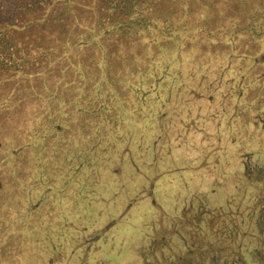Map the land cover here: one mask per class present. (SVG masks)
<instances>
[{
	"label": "trees",
	"instance_id": "obj_1",
	"mask_svg": "<svg viewBox=\"0 0 264 264\" xmlns=\"http://www.w3.org/2000/svg\"><path fill=\"white\" fill-rule=\"evenodd\" d=\"M223 1L226 0H0V206L4 201L5 204L16 201L17 195L24 205L34 202L40 205L38 211L37 206L32 211L38 216L32 218L31 227H36L38 240L45 243V256L35 262L42 264L47 255L56 264H117L114 250L120 245L117 251L126 264V256L119 252H126L124 238L114 234L126 218L127 230L136 233V237L147 236L153 247H157L160 238L168 243L173 240L171 249L177 252L183 244L179 240L184 236L182 228L187 230L185 235L190 240H198L193 236L205 234L204 225L211 228L214 222L227 220L231 224L238 220L236 216L241 211L247 215L246 224L252 227L254 223L260 236L251 253L257 261L253 264H264V206L261 210L258 207L264 205V190L256 197L257 178H264V158L259 166L251 156L242 167L231 163L245 145L252 154L263 151L261 138H257L264 108L256 103V107L244 105L243 114L235 109L245 95L240 81H236L238 77H231V72L245 62L254 64L264 58V0H250L252 4H246L250 10L244 19L240 12L232 13L224 20L225 26L205 32L206 25L219 24L216 20L212 24L208 18L216 14V3ZM200 14L205 21L202 27L196 26ZM198 33L212 43L219 37L239 38L237 35L244 34L243 41L252 45V49L249 48L248 54L242 55V51L236 55L230 51L234 44L218 49L213 46L204 52L189 49L188 53L173 47L184 39L191 41L192 37L200 41ZM154 38L156 54L161 53L164 60L174 61L188 54L190 58L184 60L185 65L189 64L186 75L193 74V67H199L204 73L213 74V80L205 79L206 75L195 80L188 76L180 88L176 86L155 95L148 88V80L138 82L132 72L135 61L150 57ZM163 45L168 47L166 52L172 53V58L163 53ZM151 62L145 69L154 71L156 66ZM162 67L175 68L170 64ZM244 72L242 80L249 71ZM225 82L231 84V91L223 88ZM138 87L141 91L136 90ZM189 90L191 94L186 96ZM142 99L144 103L140 105ZM141 111L152 121L153 130L149 132V141L137 144L143 145L144 152L140 150L136 156L132 143L126 145L125 137H142L132 125L133 120L141 117ZM80 115L82 119H78ZM214 117L228 119L229 133H222L215 124L209 128L203 124ZM244 124L248 126L247 137L239 127ZM95 130L100 135L84 139L85 133ZM67 135L73 143L69 147L65 144L68 140H64ZM32 142L37 146H32ZM99 146L105 152L96 155ZM76 148L82 158L78 165ZM67 150L68 155L75 156L69 169L74 177L65 180L74 185L69 188L72 204H67L62 196L49 202L38 187L27 182L26 169L34 165L39 170L48 159H58ZM167 161L169 165L165 164ZM194 161L201 162V167L206 164L205 185L195 194H188L210 200L216 193L219 202L210 206L211 211L199 206V202L180 204L182 198L167 204L165 187L157 184L166 175L189 169L192 172ZM253 166L256 180L250 177ZM65 168L66 163L61 166L62 170ZM234 174L241 182L237 185L244 190L233 196L232 202H239L228 205L227 211L221 197L226 192L223 194L215 186L227 182ZM33 191L37 193L34 199ZM243 201L245 205L249 203L246 209ZM84 205L83 215L78 208ZM150 206L151 221L147 215ZM221 211L227 216L224 220L214 215L204 217L206 212L218 215ZM66 214L68 217L62 219L61 215ZM156 228L159 233L154 236ZM229 228L234 231L231 225ZM3 231L0 220V233ZM69 232L70 242L65 241L61 250L52 251L48 239L51 233L66 240ZM185 239L182 248L190 242L187 236ZM144 243L140 251L138 248L133 251L135 257L141 259L140 254L151 244ZM9 249L8 239L1 236L0 253H6L15 262L18 253ZM67 254L71 257L67 258ZM238 254L233 255L234 264L242 263L237 262L242 260ZM142 260L149 264L156 261V256Z\"/></svg>",
	"mask_w": 264,
	"mask_h": 264
},
{
	"label": "rangeland",
	"instance_id": "obj_2",
	"mask_svg": "<svg viewBox=\"0 0 264 264\" xmlns=\"http://www.w3.org/2000/svg\"><path fill=\"white\" fill-rule=\"evenodd\" d=\"M201 1V0H199ZM250 0H226L223 1L221 3L217 2L216 6L214 7L215 10H217L216 14L214 13L212 16H209V20L210 22H212V24H214V20H216L219 24L215 23L213 26L211 25L210 27L208 25H206V29H209L208 31L213 32L212 30H214V27L217 26H225L224 24L226 23L224 20L229 19L230 14L232 13H236L238 14L240 12V14H242V18L244 19L245 14L249 12L250 8L249 6L246 4H252L250 3ZM199 16V15H198ZM241 16V15H240ZM200 19L197 20V25L198 27H202L203 24H205L204 21V16L203 14H200L199 16ZM243 21V20H242ZM204 28V27H203ZM225 28V27H224ZM226 31V30H224ZM213 34V33H212ZM239 38H233L232 35H228L225 36V38L223 37H219L217 38V42L216 43H212V41H209L210 39H206L204 38L205 36L198 33V37L200 41L195 40V37H192L188 42V40L184 39L182 42H179L177 44V46H173L175 47L176 51L178 50H184L185 53H188L189 49H195V52H197L199 49L200 51L204 52V50H209L212 49L213 46H216V48H226L232 44L233 48L232 50H230L231 52H233L236 55H239L238 53L242 52V55H245L244 52H246L248 54V50L249 48H251L252 45H250L249 43H246V41H243V37L245 36L244 34L241 35H237ZM208 37H210V34H208ZM152 41V40H151ZM154 42V46L151 48L150 50V57L147 59H142L140 61H135L134 62V66L132 68V72H133V76L134 80L140 82L143 81L145 79V81L149 82V90L152 91L153 93H155V95H161L163 93H167L168 91H170V89L174 88V87H181L182 83L185 84L186 82V78L191 77L194 80L197 79H203V77L205 76L206 78H210L211 80H213L214 75L213 74H208V71H206L207 73H204V71L199 68V67H193V69L195 70L193 72V74L190 75H186L187 72L186 67H189V64L185 65L184 60L189 59L190 55L186 54V55H182L179 57H176V59L173 61H169L170 59L164 60V56L160 53H157V49H155V47L157 48V43H156V39L154 38L153 41ZM242 42V43H241ZM218 43H221V47H219ZM156 44V45H155ZM196 44V45H195ZM218 44V45H217ZM239 46H236V45ZM195 46V47H194ZM162 48H164L163 53H168V51L166 52L167 48L165 45L162 46ZM166 48V49H165ZM174 49V48H173ZM252 49V48H251ZM250 49V50H251ZM192 53V52H190ZM259 51L256 53L258 54ZM200 55V54H199ZM172 53H168L167 57L168 58H172ZM254 56V55H253ZM252 56V57H253ZM201 57V56H200ZM250 57V58H252ZM152 60V65L156 66V69L153 70H146L145 68H147L150 64V60ZM183 59V60H182ZM163 60V61H162ZM205 60V59H202ZM166 64H170L172 67L175 68H171L169 70H167L168 68L164 69L162 67V65H166ZM244 65L241 66H237V70L231 72L232 76L231 77H238L236 78V81H240L241 83V88H242V92L244 93V98H241V103L240 106L238 105L237 107H235V109L237 108V110H242L243 106L245 105V107H256V103L258 104V107L262 106V109L264 108V58L262 57V61H256L254 64L252 62H245L243 63ZM147 65V66H146ZM167 70V71H166ZM216 70V69H214ZM244 70H247V75L245 76L244 80H242V76L244 75ZM182 74L183 76H179V74ZM235 73V74H233ZM230 77V76H229ZM230 77V78H231ZM147 78V79H146ZM214 82V81H213ZM212 83V81H211ZM231 84L226 83L225 82V86L223 88H228L231 91ZM136 90L141 91L140 87L136 88ZM229 91V92H230ZM191 94V91H187L186 96H189ZM254 96V97H251ZM251 102V106L249 105V103ZM144 100L142 99L140 101V105H143ZM174 105V104H172ZM140 108V107H139ZM220 109V108H219ZM204 110H202L201 112H203ZM222 112V111H221ZM119 113V112H118ZM241 113L243 114V112L241 111ZM263 112H260V114ZM78 119H82V115L79 116ZM228 121L227 118H218L214 117L213 119H209L208 121H204L203 124H205L206 127H210L211 125L215 124V126H218L220 131L222 133H229L227 131V125L228 123H226ZM202 122V121H201ZM260 129H258L259 135L257 139H260L261 142L259 141V144L262 146L261 148L263 149V151L261 153L257 152L252 154L253 152H249V148L248 146H244L240 149L239 152H237V154L234 155V157L231 159V163L238 166V167H242V165L247 163L248 158H253L255 165L259 166L262 162L260 161L261 158H264V121H260ZM78 124V123H76ZM138 124V125H137ZM152 121L149 120L148 116H143V111H141V117H138L135 120H133V126L135 127V129L137 130V133L139 132L142 137L136 138V137H125L127 138L126 141V145L132 143V150L133 153L137 156L140 153V150L142 152H144L143 149V145L138 146L137 144H141L142 142H147L150 140L149 137V132L150 130H153L152 128ZM246 124V123H245ZM243 126H239L240 130H242V133L245 134V136L247 137L248 135V126L246 127V125ZM144 130V132H143ZM118 130L116 129V132ZM134 132H132L133 134ZM131 134V135H132ZM96 135H100L99 134V130H95L93 132H87L84 134V139L86 138H91L94 137ZM117 138V136H116ZM255 139L254 142H258V140ZM64 140H68L65 144L67 145V147L73 145L70 136H66L64 137ZM193 141V140H192ZM192 141L189 142L188 144H192ZM249 144V143H248ZM32 146H37L35 143L32 142ZM111 144H108V147H110ZM116 147H114V152H116L117 150V145L115 144ZM253 146H256V144H254ZM102 147V146H101ZM112 148V147H111ZM105 152V148L102 147V149L99 148L97 149V154L96 155H100L103 154V151ZM123 153V150H121ZM197 150H195L194 152H196ZM79 152L78 149L76 148V153ZM31 153V152H30ZM68 150L67 152L64 153V155L60 154V158L56 159L51 157L50 159L47 160L46 165H42V167L37 170L38 168H35L34 165H29V167L26 169L27 172V182L32 183L31 186H33L34 188L38 187L39 192L42 193V195L46 198V200H48L49 202L54 200L55 198H59V196H62V198L64 199V201L67 204H72L71 200H70V192H69V188H74V185H68L66 183V179L71 180L72 177H74L72 175V173L70 172V167L71 165L74 164V157L73 155H68ZM87 152L83 155H86ZM95 153L92 154V156H94ZM133 155V154H132ZM9 157H11L10 155H8ZM76 163L77 165L79 164L80 160L82 159L80 157V154L77 153L76 155ZM62 157V158H61ZM169 162V161H167ZM35 163V162H34ZM33 163V164H34ZM64 163H66V168L65 169H61V166ZM166 165H169V163H165ZM173 164V162H172ZM176 164V163H175ZM195 165L194 170L192 172H194L193 174L191 172V169L186 170L184 172H178V174H170V175H166L163 178H161L160 180H158L157 184H162L165 187L166 190V194H167V201L166 203L169 204L171 203L173 200H175V198H182L181 203L183 205H189L191 202L197 204L199 202V206L202 205L204 208L208 207L209 210L211 211L210 206L214 205L216 203L219 202V200L215 197L216 193L213 194L212 196H210V200L207 197L204 198H200V197H191L188 192H192L194 193L195 191H197V189L201 190L204 188V183L205 180L204 178H206V164L205 166L201 167V162L198 164V161H194V163H191V165ZM198 164V165H197ZM201 164V165H200ZM185 165V162H184ZM197 165V166H196ZM88 166V165H87ZM44 168V169H43ZM88 169H85V171H87ZM250 173V177L253 180H256L257 177V172L255 170V167L253 166V168L251 170ZM235 174L239 173L238 171H234ZM231 175L230 179L227 182L222 183L221 185L217 184L215 186L216 188H219L223 191V194L226 192V196L223 197V195H221L222 200L224 202V206L226 207V210L228 209V205H232L235 202H239L238 200H235L234 202H232L233 196L236 197L239 193L240 190L243 191L244 189L237 185L241 182L238 181V177H236V175ZM258 182H257V189L256 190V197L257 194L260 195L263 193L264 190V178L263 177H259L257 178ZM247 180V179H246ZM246 180H243V182H247ZM21 183L19 184V188L21 189ZM189 184V186H188ZM77 185H81L78 184ZM200 185V186H199ZM82 186L85 187L84 184H82ZM30 188V187H29ZM71 190V189H70ZM219 190V192L221 191ZM46 191V192H45ZM37 193H34V191L31 193V196L33 198V196H36ZM60 194V195H58ZM195 194V193H194ZM199 194V193H198ZM30 194L28 193V196ZM187 195V196H186ZM217 196H219L217 194ZM238 198V197H237ZM22 197H20L19 195H17L15 197V200H10L8 201L6 204L4 202H2V205L0 206V220H3V229L5 231H3V233H0V238L1 236L8 239L9 242V246L11 247V249H9L8 251L12 250L13 252H17L18 254L16 255L17 258L15 260V262H13L6 253H0V263H3L4 260H9L10 264H41L39 261L35 262L34 260H41L42 258L44 259L45 256V249H44V245L45 243H41L38 240V231L35 230L36 227H31V221L32 218L35 216V213H32V211L34 210V207L36 208V210H39V206L37 202H34V206L31 204H27L24 205L22 203ZM34 199V198H33ZM151 201V200H150ZM211 204H210V203ZM241 202V201H240ZM244 205L243 207L246 209L248 204L245 205V202H242ZM208 204V206H207ZM198 205V204H197ZM264 205L259 204V210H261L263 208ZM153 207V205H152ZM152 207H147L148 209V213L150 218V221L152 220ZM212 207V206H211ZM249 207V206H248ZM71 208V207H69ZM207 210V209H205ZM64 211L67 212V210L64 209ZM228 211V210H227ZM78 212L83 213L86 212V208L84 205V208H78ZM222 213H218L217 214H213V213H208L206 212V214L204 215V217H208V216H212L214 215L216 218H218L219 220H224L225 218H227V216L225 215V213L223 211H221ZM141 213V212H140ZM139 215V214H138ZM146 215V216H147ZM222 215V216H220ZM246 216L245 213L241 214V211L238 213V215L236 217H238L237 221H233L231 224L230 222L227 221H218V222H214L213 227L209 228L207 225L206 229H205V235L207 237H202L205 240L202 239H198V240H190L191 237H189L188 235H185V233L187 232V230H185L184 228H182V234H184L183 237L179 238L180 242L182 239L183 244L185 243L186 239L185 237L187 236V238H189L188 240V244L186 243V249L185 250L183 247V244L180 245V243H178L180 245V248L178 249L179 253L177 254L176 250L171 249V241L173 242V240L170 241V243H168V241L165 238H160L158 241L159 244H157V247H153V241L151 242L150 240L146 239L147 236H137L136 237V233L134 232H130L129 230H127L126 226L129 225L128 221L129 219L126 218L124 220V222L122 224H119L116 227V231H114V234H117L118 236H120L121 238H124L123 242H124V246H126V252L119 251L121 252V255L126 256V264H144L145 262L142 260V258L145 259H152L153 256H156V261L149 263V264H175V262L177 261H184L187 263L188 260H191L193 262H199L201 255H203L205 252L208 253V251H210L211 253H215L217 258H222V259H227V258H232L235 249L233 248L234 244H231L229 247V237L228 235L229 230L227 229L228 226L231 225V227L234 230V233H236L238 236L242 235L244 237H246L247 241L250 240H254V242L251 241V247H250V251L248 252L247 258L248 256L251 257V253L252 251L257 247L258 242L260 241V236H259V232L256 230L255 228V224L253 223L252 227L251 225L246 224ZM65 217H68L67 214L66 216L61 215V218L64 219ZM214 217V218H215ZM254 226V228H253ZM251 227V228H250ZM58 233L61 232V230H54ZM58 233H51L52 237L50 236L48 239L49 241H51L52 243V251L56 252L57 250H61L60 248L62 247L63 242L67 241V243L70 242V238H71V232H69L68 234H66L67 238L66 240L62 238V236H60V234ZM159 233V228H156L154 231V236L156 234ZM208 233V234H207ZM246 234V236H245ZM251 237V239L249 238ZM151 238V237H150ZM208 238V239H207ZM225 238V239H224ZM228 238V239H227ZM146 239V240H145ZM238 239V238H237ZM179 240H177L179 242ZM145 241L144 245L146 244L147 241H149V243H151L149 245V248H147L145 250V247H143V251L145 250L144 254L143 252L140 254L141 259L138 256H134L133 255V251L138 248V250H141V246L143 244V242ZM239 241V239L237 240ZM245 243V242H243ZM254 243V245H253ZM224 245V246H222ZM120 246V245H119ZM118 246V247H119ZM182 246V247H181ZM117 248H115L114 253L116 254V260H117V264H123V262L120 259V255L118 254ZM148 247V246H147ZM209 247V248H208ZM55 249V250H54ZM171 251V253L169 252V250ZM155 252H154V251ZM229 253H226L228 252ZM255 252V251H254ZM208 253V254H211ZM53 254V253H52ZM241 255L246 257L245 251L241 250ZM33 256L35 258H33ZM258 256V253H257ZM67 258L68 254L66 255ZM172 257V258H171ZM176 258V260H172ZM252 262L250 263H257L256 259L253 258L252 256ZM238 261V260H237ZM48 262V263H47ZM53 262L50 260V257L46 255L45 257V262H42V264H52ZM70 264H72L71 262H68ZM247 263V264H250ZM9 264V263H7ZM56 264V263H53ZM66 264V263H65ZM77 264V263H75ZM79 264V263H78ZM81 264V263H80ZM146 264V263H145ZM176 264H179V262H177ZM244 264V263H243Z\"/></svg>",
	"mask_w": 264,
	"mask_h": 264
},
{
	"label": "flooded vegetation",
	"instance_id": "obj_3",
	"mask_svg": "<svg viewBox=\"0 0 264 264\" xmlns=\"http://www.w3.org/2000/svg\"><path fill=\"white\" fill-rule=\"evenodd\" d=\"M229 233L230 234L228 235V237H229V244L228 245L230 247L231 244H234L233 245V248L235 249V252H234L233 255L234 256L237 255L238 254V250H239L240 251V254H238V258H240V259L242 258L241 261L238 259L237 262H242L241 264H243V263L244 264H247V263L252 262V259H251L252 258V255H251V257L248 256V258H247V255H248V252L250 251V247L252 246L251 245V241L254 242V240L252 239L250 241H247L246 237H244L242 235H239L238 236L236 233H234V231H230L229 230ZM245 236H246V234H245ZM193 237L194 238H199V239L205 240L202 237H207V236L204 233H201V234L199 233V234H196ZM237 238L239 239V241H237L238 240ZM243 242H245V243H243ZM254 243H253V245H254ZM222 246H224V245H222ZM241 250H244L245 251L246 257L243 256V255H241ZM208 253H211V252L208 251ZM208 253L205 252L203 255H201V258H200L199 262H193L191 260H188L187 263L184 262V261H182V260L177 261V262H179V264H234L232 262V260H234V257L233 256H232V258L222 259V258H217L216 254L213 253V252L211 254H208ZM226 253H229V251L226 252ZM177 262H175V264ZM0 264H7V263H0ZM66 264H70V263H66ZM250 264H252V263H250Z\"/></svg>",
	"mask_w": 264,
	"mask_h": 264
}]
</instances>
